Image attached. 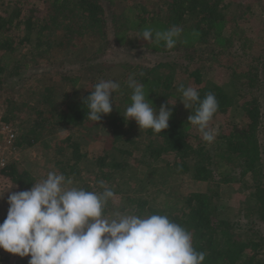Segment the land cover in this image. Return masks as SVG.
Returning <instances> with one entry per match:
<instances>
[{
	"label": "trees",
	"instance_id": "16d2710c",
	"mask_svg": "<svg viewBox=\"0 0 264 264\" xmlns=\"http://www.w3.org/2000/svg\"><path fill=\"white\" fill-rule=\"evenodd\" d=\"M104 1L5 2L0 12V89L6 77L17 76L29 66L26 57L46 60L56 71L73 66V71L61 72L52 84L40 86L20 107L13 98L4 100L3 119L13 121L18 131V157L26 147L68 130L57 141L54 168L89 191L100 190V180L111 187L118 204L109 202L107 216L116 212L167 215L193 234V246L205 253L203 264H264V236L254 228L255 219L264 221V55L252 57L242 69L231 66L227 87L205 79L200 68L201 63L217 59L220 50H229L242 40L244 30L237 13L239 8L249 12L251 4L238 3L235 10L230 0H158V7L150 0L142 5L113 0L105 5ZM173 25L183 29L175 46L183 53L182 61L145 67L127 63L128 72L119 81L121 90L114 94L118 98L113 110L98 122L90 120L84 100L105 73L96 59L106 44V34L112 31L120 41L124 30L164 31ZM85 37L87 41L98 39L95 50L87 46ZM121 39L126 46L131 43L130 37ZM129 77L144 85L156 109L169 97H176L169 127L161 133L140 129L134 119L125 121L123 114L132 94L127 87ZM57 83L64 86L58 96ZM180 84L195 87L201 99L208 93L216 96L219 107L211 121L217 130L214 142L203 141L188 122L196 105L184 106L179 99ZM26 105L30 106L24 110ZM232 109L235 113L230 115ZM14 116L24 117L20 125ZM82 134L101 138L102 153L85 158L80 150ZM135 144L139 154L132 161L131 146ZM216 151L221 163L214 159ZM17 161L9 162L0 175L17 191L28 190L36 178L22 171ZM157 177L164 179L157 184L158 194L153 195V178ZM185 179L199 188L179 193L173 184ZM229 184H237L243 197L224 194ZM29 259L19 256L0 264H28Z\"/></svg>",
	"mask_w": 264,
	"mask_h": 264
},
{
	"label": "clouds",
	"instance_id": "9594fccd",
	"mask_svg": "<svg viewBox=\"0 0 264 264\" xmlns=\"http://www.w3.org/2000/svg\"><path fill=\"white\" fill-rule=\"evenodd\" d=\"M183 29L173 25L164 31L146 28L140 34L148 43L172 49ZM119 82L101 79L93 86L87 102L88 118L98 122L111 113ZM132 90L125 121L134 119L140 129L161 133L169 127L172 109L157 110L143 84L132 77ZM179 98L187 109L196 105L188 122L195 126L203 141L214 142L217 130L210 126L218 110L213 93L201 99L195 87L178 86ZM168 103H174L168 100ZM100 190L76 186L58 171L35 181L28 190L9 193L6 218L0 222V248L20 257L30 256L28 264H203L205 253L193 246V234L167 215L116 212L105 214L109 202L118 204L117 194L103 180Z\"/></svg>",
	"mask_w": 264,
	"mask_h": 264
},
{
	"label": "rangeland",
	"instance_id": "374dc122",
	"mask_svg": "<svg viewBox=\"0 0 264 264\" xmlns=\"http://www.w3.org/2000/svg\"><path fill=\"white\" fill-rule=\"evenodd\" d=\"M6 1L7 0H0V12L2 11V9H4ZM106 1H104L103 4L107 5ZM113 1L119 4H135L136 2H138L141 5L145 2V0ZM150 1L152 6L155 5V7H158V0ZM229 2L230 7L234 9L236 4L238 3H250L252 6L249 12H243V10L239 8V11L237 13L241 15L240 19L238 20V24L244 30L242 40L235 42L234 46L229 49L230 51L227 49H223L224 51L220 50L221 52L216 55L217 59L211 60L208 63L200 64L201 74L205 79L219 85H226V87L230 80L229 76L231 68H234L231 66H236L238 69H242L243 64H245L246 61L251 62L252 57H262L264 55V0H260V5L258 4V0H230ZM143 30L144 29L138 31L137 29H135V27L134 29L124 30L121 33L122 36H120V41H117V35H115L112 31L106 34V44L100 49V54L97 55L96 59V62L100 63L98 66L105 68V73L104 75H101L100 79H112L119 82L125 72H128L127 67L130 65V63H135L140 67H145L155 65L157 63H164L170 60L175 62L182 61L183 53L176 50V45L172 49H168L164 46L163 42L159 44L148 43L146 40L139 37ZM126 36L128 38L130 37L131 40L129 46H126L125 40L121 39L122 37ZM84 40L91 50H95V48H97V44H99L98 39L96 40V38H91L87 41V38L85 37ZM231 52L237 53L233 55ZM26 61L28 62L29 66L23 69L21 71V74L5 78L3 86L0 89L1 107H5L4 100H7L8 98H13L15 99V101H18L16 102V104L20 107L22 106L23 101L27 100V98H31V96L34 94V92L37 91L40 86H42L43 84H52L53 81L56 80V78H59L61 72H65L66 70L73 71V66L70 65L59 67V70L56 71V67L54 68L50 66L49 62L46 60H36L31 57H26ZM91 61L87 62L89 64H93L91 63ZM57 84L58 85L55 86V92L58 96L61 94L64 86L60 85L59 83ZM114 96L116 102L118 95L116 94ZM168 100L172 103L175 102V104L177 102L175 96L169 97ZM162 104L170 107L173 111L175 110V106L169 104L168 101L160 103V105ZM27 106L29 107L30 105L23 106L22 108L24 110H27ZM158 109L159 108H157V110ZM233 112L234 109L231 110L230 115H232ZM23 118V116L19 118L14 116L12 119L16 121L15 123L18 126L20 125ZM210 126L212 127L211 123ZM96 128L98 127L96 126ZM67 134L68 130H62L51 135L48 138H45L40 143H36L33 146L26 147L21 151V154L17 161V166L22 171H28L36 178V181L44 178L49 171H56L52 161L54 160L53 157L55 156V150L59 144L57 141ZM103 145L104 143L101 138L95 139L93 135H81L80 150L85 154V158L87 159H91L97 154L102 153ZM124 146L128 147V145ZM131 147L133 150L131 160L134 161L133 159L135 158V156L139 154V145L135 144ZM110 153L114 154V156L115 154L118 155V158L120 157L119 153L116 150H110ZM213 156L215 157V160H219V163H221L219 151L214 152ZM163 179L161 177L153 178V182L155 185L151 189V193L153 195L158 194L156 191L157 184H159V182L162 183ZM13 186V183H11L8 178L0 175V191L11 188ZM173 186L176 187V190L179 193H184L188 190L190 191L199 188V186L195 185L190 179L182 180L178 183L173 184ZM229 186L231 187L228 188L230 192L227 190H223L224 194L234 192L231 195L235 199L243 197V193L238 190L237 184H229ZM138 189L143 190V188ZM11 191L14 192L17 190L15 189V187H13ZM8 195L9 193L6 192L4 194V197L0 199V222H3L2 218L7 213L9 207L7 203ZM222 198L224 201H226V197ZM240 220L244 222L245 218L241 217ZM254 228L258 229L259 232L264 236V221L255 219ZM17 257H19L18 254H12L0 248V261L2 263L13 262L17 259Z\"/></svg>",
	"mask_w": 264,
	"mask_h": 264
},
{
	"label": "built area",
	"instance_id": "2783aa9c",
	"mask_svg": "<svg viewBox=\"0 0 264 264\" xmlns=\"http://www.w3.org/2000/svg\"><path fill=\"white\" fill-rule=\"evenodd\" d=\"M3 116L4 109L0 106V170L9 162L17 161L20 153L17 128L13 121H5Z\"/></svg>",
	"mask_w": 264,
	"mask_h": 264
}]
</instances>
